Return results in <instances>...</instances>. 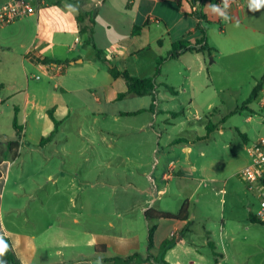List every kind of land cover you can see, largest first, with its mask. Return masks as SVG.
Wrapping results in <instances>:
<instances>
[{"label": "crops", "instance_id": "crops-1", "mask_svg": "<svg viewBox=\"0 0 264 264\" xmlns=\"http://www.w3.org/2000/svg\"><path fill=\"white\" fill-rule=\"evenodd\" d=\"M12 1L0 0V7ZM30 1L36 14L11 24L9 35L0 26V49L11 50L0 57V141L5 149L9 141L20 144L16 154L0 164V242L8 238L22 264H103L98 246H106L107 257L146 254L153 228L154 254L168 238H175L165 254L171 264H237L230 222L210 217L207 190L203 200L194 201L202 179L194 174L199 167L186 160L200 145L227 152L232 142L222 137L228 116L256 110L252 102L246 103L249 97L242 105L236 100L227 112L228 101L222 96L203 105L200 94L193 92L184 102L174 84L179 78L200 77L222 83L217 89L223 92V84L245 77L253 91L264 78V6L252 11L250 0H227L228 7L225 0H200L197 5L191 0ZM80 11L94 19V44L106 63L87 44L88 34H80ZM197 13L205 16L204 23ZM203 25L216 51L212 56L194 52L167 59L157 83L173 94L157 91L156 101L150 94L119 98L126 83L115 79L109 66L139 79L153 77L158 59L168 57L173 43L201 40ZM46 61L64 64V72L48 71ZM262 87L256 99L263 94L264 80ZM261 101L258 110L264 113ZM50 110L60 122L52 138ZM16 111L19 136L13 128ZM235 130L242 143L235 176L257 196L258 211L262 188L249 186L240 175L250 161L247 147L253 140L246 128ZM127 148L139 158L132 169L125 166L130 162ZM209 152L208 164L218 160L214 150ZM85 161L86 172L81 170ZM172 167L175 176L168 178ZM100 168H105L102 183ZM213 174L208 173V179L216 191L220 179ZM227 184L224 180L219 187L223 195L228 194ZM230 190L240 193L233 184ZM185 202L187 220L145 216L150 209L177 214ZM189 223L190 231L183 233Z\"/></svg>", "mask_w": 264, "mask_h": 264}, {"label": "rangeland", "instance_id": "rangeland-1", "mask_svg": "<svg viewBox=\"0 0 264 264\" xmlns=\"http://www.w3.org/2000/svg\"><path fill=\"white\" fill-rule=\"evenodd\" d=\"M3 26L5 27L3 33L6 35H9L10 32L14 30L12 29L13 26L11 24ZM4 52H11V50L3 49L2 51L0 49V57L4 56ZM90 52H93L92 49H90ZM174 85H176L174 88L179 90L181 99L184 102H187L188 95L193 94V92L194 94H200L199 100L203 105H207L209 102L208 99H210V101L212 99L215 101L216 96L225 97L228 101V104L225 107L226 112L236 100L239 101V105H242L252 93L250 83L245 77H242V79L239 77L236 82L223 84L227 86L226 90L223 92L218 91L219 87L222 86V83L207 81L205 78L201 79L200 77L196 79L192 78L191 81L179 78ZM178 86H180V88H178ZM237 88L240 89L237 90ZM157 91L160 92V94H173L172 90L165 85L158 86ZM2 95L3 94L0 96L2 97ZM262 97L263 95L259 99L252 101V108L255 109L256 112L246 111L244 113H232L228 116L224 124L226 133L225 136L222 137V141L226 140L228 142H232V147L228 149L227 152L222 153L219 152V146L218 149H216L215 146L210 148L217 153V161L212 160L210 164L207 163L208 160H211L212 156L209 152L210 149H208L205 145L195 147L190 159H187L186 153L180 151V157L182 160L187 159L186 161L192 162L199 167L197 172L194 174L198 178L202 179V185H200L199 194L195 197L194 201L196 202L198 199L203 200L205 193L208 191L209 196L206 207L211 209L209 214L210 217L215 221L225 218L230 222V229L232 230L231 233L235 235L236 238L235 242L232 243V248L236 251V254L239 257L237 264H264V225L252 223L250 221V209H252L253 215H255L259 206V201L255 193L248 191L245 188L244 183H241L239 177L235 176L240 165V161L238 159L240 151H238V149H242L240 145L242 144L239 137L240 135L237 133L235 128H246L248 130V134L253 140L249 145L264 138V113L258 110V103H260ZM193 113L195 114V111ZM204 114L206 113L201 115L204 116ZM249 117L252 118L251 121H249ZM217 140H219V136L217 137ZM127 153L129 154L130 162L125 166L132 169L136 167V164L138 165L139 158L131 148H127ZM201 153H203L204 156ZM85 156L92 158V153L87 152ZM100 157L102 158V156ZM115 160H117L116 164L118 165L120 163L118 156H116ZM87 165L88 162H83L81 164V170L86 172ZM204 165L206 166V169L203 172L201 167ZM104 170L105 168H100L99 181L101 183L102 180H105L106 178L103 174ZM204 173H206V175ZM208 173H214L213 175L220 179L218 184L220 188L223 187L224 180L228 182L225 187L228 194L223 195L220 193L219 187L216 191L211 189L214 187V184L208 179V177H211ZM75 182L78 183V181ZM232 184L240 190V193L237 196L233 195L230 190V186ZM70 185L71 184H69V186ZM150 185L153 186V183ZM196 186H199V183H196Z\"/></svg>", "mask_w": 264, "mask_h": 264}, {"label": "trees", "instance_id": "trees-1", "mask_svg": "<svg viewBox=\"0 0 264 264\" xmlns=\"http://www.w3.org/2000/svg\"><path fill=\"white\" fill-rule=\"evenodd\" d=\"M200 0H191L192 5H197ZM75 4L80 3L79 2H73ZM197 16L202 21V23L205 22L206 18L203 14L197 13ZM77 21L79 24V32L81 35L88 34L89 38L87 41V44L92 46V48L95 50L96 57L105 62L103 59L102 52L98 50L94 44V30L92 29L91 25L94 24V19L92 18L91 14L80 11L77 16ZM201 32L203 34V38L201 40L197 41H191L188 38H184L180 41L174 42L172 45L171 52L169 53L167 58L160 57L157 61V69L156 73L153 77L147 78V79H139L132 75H130L128 72L119 71L113 66L108 67L109 73L115 78V79H122L126 83L127 90L124 93L119 94V98H124L130 94H135L138 96H144V95H152L153 101H156V94L158 89V83H157V76L161 72V67L164 64V62L171 58V59H178L180 58L184 53H204L209 56H212V54L216 51L214 48L210 47L207 38H206V27L203 25L201 26ZM49 62V61H46ZM59 63V62H57ZM66 65H69V62L65 63ZM264 80V78H263ZM263 80H260L259 83L256 85V87L253 89L252 94L250 95L248 101L246 103H250L253 100H255L258 97V93L263 88L262 83ZM238 109L237 111H239ZM49 116L53 120L55 124V130L53 134L50 136L51 138L58 132L60 122L55 118L53 110L49 111ZM13 128L15 129L17 135L19 136L21 134V127L18 123V112L16 111L15 117L13 119ZM50 139V138H49ZM46 140H43V142ZM19 141H9L7 143V149H5L4 144L0 141V164L2 161H4L9 154L15 155L18 148H19ZM1 176V172H0ZM189 205L187 202L182 206L181 210L177 214H173L170 212H164V211H158L155 209H150L146 211L145 216L149 219H170V220H187L189 217ZM250 221L252 223L261 224V223L255 215H250ZM191 223L187 225L183 233L190 231ZM184 235V234H183ZM2 243L7 245V253L4 256V260L6 261V264H22L19 259L16 257V255L13 252L11 242L8 238H3L1 240ZM175 245V238H168L161 246L157 254H154V251L156 249L155 243H154V229L151 228L149 230L148 234V250L146 254H142L139 252L134 253L131 256L128 257H107L106 252L107 248L106 246H98L96 248V252L100 253L102 256L99 259L101 263L103 264H171L168 262L165 258V254L169 249L174 247Z\"/></svg>", "mask_w": 264, "mask_h": 264}, {"label": "built area", "instance_id": "built-area-1", "mask_svg": "<svg viewBox=\"0 0 264 264\" xmlns=\"http://www.w3.org/2000/svg\"><path fill=\"white\" fill-rule=\"evenodd\" d=\"M216 7L219 10L220 16L227 20V13L219 2L216 3ZM36 13L37 7L30 0L12 1L0 7V26L10 25ZM45 67L48 71L54 73H62L65 70V65L61 63L46 62ZM36 79H40V76H36ZM262 95L261 107L264 109V89ZM247 152L250 161L241 170L240 175L249 186L255 187L258 185L262 188L261 206L256 213V218L264 224V138L248 145ZM174 176V168L172 167L167 172V177L172 178Z\"/></svg>", "mask_w": 264, "mask_h": 264}, {"label": "clouds", "instance_id": "clouds-1", "mask_svg": "<svg viewBox=\"0 0 264 264\" xmlns=\"http://www.w3.org/2000/svg\"><path fill=\"white\" fill-rule=\"evenodd\" d=\"M262 6H264V0H250L249 2V8L252 11L260 10ZM224 7H228L227 0H225ZM214 10H216V8ZM6 253L7 245L0 242V264H6V261L4 260V256L6 255Z\"/></svg>", "mask_w": 264, "mask_h": 264}, {"label": "water", "instance_id": "water-1", "mask_svg": "<svg viewBox=\"0 0 264 264\" xmlns=\"http://www.w3.org/2000/svg\"><path fill=\"white\" fill-rule=\"evenodd\" d=\"M211 60L213 61V59L211 58Z\"/></svg>", "mask_w": 264, "mask_h": 264}]
</instances>
